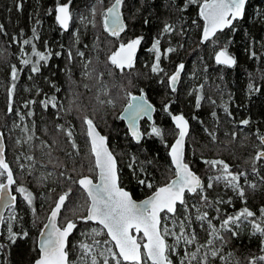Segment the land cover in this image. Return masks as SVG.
I'll use <instances>...</instances> for the list:
<instances>
[{
	"label": "trees",
	"instance_id": "16d2710c",
	"mask_svg": "<svg viewBox=\"0 0 264 264\" xmlns=\"http://www.w3.org/2000/svg\"><path fill=\"white\" fill-rule=\"evenodd\" d=\"M98 1L114 0H0V131L17 195L0 231V264H33L38 235L61 194L68 195L65 220L86 214L88 198L78 185L86 171L80 165L93 163L86 117L107 136L121 185L141 199L174 176L169 149L178 132L171 113L191 123L186 160L204 184L175 214L162 216L168 258L264 264V159L257 158L264 136V0H249L244 18L206 44L200 41L204 0H121L127 27L115 36L90 24L87 7ZM67 2L86 17H74L66 31L55 8ZM132 38H141L135 64L119 69L111 55ZM219 49L234 66L215 62ZM182 64L173 91L169 78ZM111 72L124 82L112 84ZM129 91H144L156 106L154 122L142 121L140 143L119 117ZM227 167L235 179L222 177ZM5 181L0 167V186ZM19 182L24 193L14 189ZM68 252L71 264H130L105 229L90 222L78 224ZM141 264L153 263L145 257Z\"/></svg>",
	"mask_w": 264,
	"mask_h": 264
},
{
	"label": "water",
	"instance_id": "95a60500",
	"mask_svg": "<svg viewBox=\"0 0 264 264\" xmlns=\"http://www.w3.org/2000/svg\"><path fill=\"white\" fill-rule=\"evenodd\" d=\"M249 0H204L199 12L204 21L200 41L206 44L219 32L231 27L244 18ZM55 16L64 30H69L72 21L71 3H60ZM105 25L110 35H122L127 27L121 9V1L114 0L106 12ZM141 40L133 39L121 46L115 54L120 69L130 68L140 49ZM218 64L234 66L235 59L224 49L216 52ZM184 65H180L169 79V86L177 91L182 79ZM169 109V106L167 107ZM156 106L144 91L130 93L129 101L120 113L129 134L135 142L144 138L142 120H155ZM171 119L178 134L169 149V157L175 169L174 176L151 194L137 199L120 183L118 160L106 135L97 124L86 118L85 124L92 153L97 167L96 178L84 175L79 186L89 197V206L84 217L69 220L60 225V216L68 195L58 197L49 212L38 238L39 256L33 264H70L68 245L79 221L101 225L114 243L117 253L126 263L140 264L146 257L153 264H174L167 254V239L162 232V216L166 212L175 214L185 201L186 194L194 195L203 185V178L186 161L187 139L191 129L189 119L182 113H171ZM264 145V136L261 138ZM257 158L264 159V149ZM0 167L6 173V181L0 186V231L8 209L17 202L12 190L15 175L6 156V139L0 131ZM140 236L143 240L140 241Z\"/></svg>",
	"mask_w": 264,
	"mask_h": 264
},
{
	"label": "rangeland",
	"instance_id": "374dc122",
	"mask_svg": "<svg viewBox=\"0 0 264 264\" xmlns=\"http://www.w3.org/2000/svg\"><path fill=\"white\" fill-rule=\"evenodd\" d=\"M89 5H91V4H89ZM110 5V4H109ZM109 5L107 6V4L106 5H104V4H101V2L100 1H98V2H96V3H94L89 9H88V7H87V11H88V13H91V18H90V24L94 27V29H99V30H101L102 28H104L105 27V29L107 30V26L105 25V18H106V12H107V9L109 8ZM80 7V6H79ZM92 8V9H91ZM91 9V10H90ZM86 11V10H85ZM74 17L77 19V20H79V21H83L84 20V18L86 17V14L84 13L83 14V10H82V8L80 9V8H75L74 10L72 9V21H71V25L73 24L72 22H73V20H74ZM70 25V26H71ZM96 29V30H97ZM76 30V29H75ZM74 30V32H73V34H77V31H75ZM107 33H108V31H107ZM109 34V33H108ZM110 36H112V35H110ZM133 39V38H132ZM131 39V40H132ZM141 39V38H140ZM126 43L125 42H120L119 43V46H118V48L119 47H121V46H123V45H125ZM118 48L113 52V54L111 55L112 57H111V59H112V61H113V63L115 64V66L117 67V65H116V62H115V54H116V51L118 50ZM79 56H83V53H81L80 52V54H79ZM96 65L97 64H99V63H101V60H96ZM107 63V62H106ZM135 64V63H134ZM96 65H94V69L96 70V68H97V66ZM118 68V67H117ZM131 68V67H130ZM120 69V68H119ZM129 69V68H128ZM109 75V74H108ZM110 76V75H109ZM109 80L112 82V84H114V82H116V81H121V79L120 78H116V79H114V78H112V72H111V76L109 77ZM122 83L124 82V81H121ZM128 81H126L125 80V83H127ZM116 84V83H115ZM117 86V85H116ZM130 94V91L128 92V95ZM127 95V96H128ZM87 118V117H86ZM85 118V119H86ZM86 125V124H85ZM86 135H87V138H88V141H89V137H88V134H87V128H86ZM190 135V134H189ZM188 140H189V136H188V139H187V143H188ZM89 145H90V141H89ZM6 148H7V141H6ZM90 148H91V146H90ZM187 151V150H186ZM257 152H258V149H257V151H256V155H257ZM91 153H92V150H91ZM70 154V153H69ZM71 155V154H70ZM92 155H93V153H92ZM92 163V162H91ZM91 163H90V167H88V168H85L86 167V165H83V166H85V167H83V166H81L80 165V167H81V169H79V170H85L86 169V171L85 172H80V174L78 175V179L82 176V175H91V176H93V177H95L96 176V172H97V170H96V165H95V159H94V155H93V165L91 166ZM94 167V168H93ZM236 173H237V171H235ZM52 173V171H50L49 172V174H51ZM175 173V172H174ZM233 176H235L234 174H232V172L231 171H229L228 170V167L226 168V172L224 171V173L222 174V177H227V178H230V179H235V178H233ZM16 182V181H15ZM15 184V183H14ZM13 184V185H14ZM25 187V185L24 184H22L21 182H19L18 184H17V186L16 187H14V189H17V191H19V193L21 192V193H24V191H23V188ZM80 189L85 193V191L80 187ZM200 193L202 194V193H204V190H200ZM85 195L87 196V194L85 193ZM87 198H88V196H87ZM88 205H89V198H88ZM87 208H88V206H87ZM250 216V214H247L246 215V217L248 218ZM65 217H66V215L65 216H61V218H60V221H61V219L62 218H64V224H61V225H65L66 224V222L67 221H69V220H75V219H72V218H70V219H66L65 220ZM242 217H244V215H241L240 216V218H242ZM238 220H236L235 222H237ZM263 225H261L260 227H262ZM143 240V236H140V241H142ZM102 245V246H101ZM100 245V247L99 248H102L103 250L101 251V255L102 256H104V257H108L107 256V250H106V246H104L103 244H101ZM113 262V264H116V260H113L112 261Z\"/></svg>",
	"mask_w": 264,
	"mask_h": 264
},
{
	"label": "bare ground",
	"instance_id": "6f19581e",
	"mask_svg": "<svg viewBox=\"0 0 264 264\" xmlns=\"http://www.w3.org/2000/svg\"><path fill=\"white\" fill-rule=\"evenodd\" d=\"M90 89V88H89ZM0 123H2V122H0ZM262 138V137H261ZM262 141V140H261ZM209 168V167H208ZM213 170V169H212ZM207 172V171H206ZM222 180V179H221ZM220 181V180H219ZM219 184V183H218ZM223 185V184H222Z\"/></svg>",
	"mask_w": 264,
	"mask_h": 264
},
{
	"label": "flooded vegetation",
	"instance_id": "af4514ba",
	"mask_svg": "<svg viewBox=\"0 0 264 264\" xmlns=\"http://www.w3.org/2000/svg\"><path fill=\"white\" fill-rule=\"evenodd\" d=\"M262 145H263V144H262ZM263 149H264V145H263ZM263 149H262V150H263ZM122 186H123V185H122ZM123 187H124V186H123Z\"/></svg>",
	"mask_w": 264,
	"mask_h": 264
}]
</instances>
